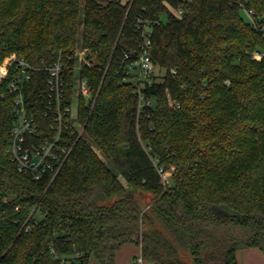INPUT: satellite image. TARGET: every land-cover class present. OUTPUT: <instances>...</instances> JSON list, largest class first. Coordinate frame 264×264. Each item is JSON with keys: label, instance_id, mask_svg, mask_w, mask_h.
<instances>
[{"label": "trees", "instance_id": "1", "mask_svg": "<svg viewBox=\"0 0 264 264\" xmlns=\"http://www.w3.org/2000/svg\"><path fill=\"white\" fill-rule=\"evenodd\" d=\"M138 16L158 20L150 53L165 70L141 87V105L122 61ZM263 25L264 0H193L181 15L162 0L130 10L118 0H0V63L16 53L35 68L24 93L39 123L41 63L60 57L71 92L75 52L87 49L82 74L95 93L81 100L83 132L67 138L62 169L34 180L6 152L11 75L0 82V264H116L126 244L140 248L136 264L264 255V55L253 56L264 53Z\"/></svg>", "mask_w": 264, "mask_h": 264}, {"label": "built area", "instance_id": "2", "mask_svg": "<svg viewBox=\"0 0 264 264\" xmlns=\"http://www.w3.org/2000/svg\"><path fill=\"white\" fill-rule=\"evenodd\" d=\"M130 10L134 0H118ZM177 6L169 0H162L168 11L181 15L185 7L193 0H175ZM251 23H255L252 10H245ZM157 19L137 17L136 45L130 51H124L125 79L132 80L136 85L139 105L145 102L141 87L152 84L156 78L163 75L165 70L152 58V31ZM264 30V25L262 26ZM264 53L254 52L256 59H261ZM93 61L88 57L85 48H78L75 52L73 65V87L68 91L65 79V64L59 57L49 65L38 67L47 72L45 91L41 94L44 103L43 117L47 122L41 124L36 114L31 110L34 100L26 101L24 88L31 82V73L35 69L23 57L11 53L0 63V82L11 75L8 91L13 97V126L6 152L19 172L31 176L34 180L53 179L62 169L72 146L66 143L67 138L83 132L79 112L81 100L90 104L95 100L94 90L89 79L82 74L85 67H90ZM164 70L163 73L160 71ZM174 72V71H172ZM161 73V74H160ZM32 104V105H31ZM30 105V106H28ZM162 173L163 182L168 181L167 174ZM142 264L141 258L139 263Z\"/></svg>", "mask_w": 264, "mask_h": 264}, {"label": "rangeland", "instance_id": "3", "mask_svg": "<svg viewBox=\"0 0 264 264\" xmlns=\"http://www.w3.org/2000/svg\"><path fill=\"white\" fill-rule=\"evenodd\" d=\"M242 15L246 20H248V16L246 15V13H242ZM160 72L163 73L164 70H161ZM167 177L168 178L170 177V173L167 174ZM139 204L142 207H146L144 196H140ZM127 245H128L126 246L127 248L131 247V244H127ZM136 248L138 247L136 246ZM237 257L239 260V264H264V255L258 248L240 249L237 252ZM93 263H94L93 261L90 262V264H93Z\"/></svg>", "mask_w": 264, "mask_h": 264}, {"label": "crops", "instance_id": "4", "mask_svg": "<svg viewBox=\"0 0 264 264\" xmlns=\"http://www.w3.org/2000/svg\"><path fill=\"white\" fill-rule=\"evenodd\" d=\"M126 246L128 245H124L117 252L116 264H136L134 261V257L140 253V248H136V246H134L133 244H131V247L128 248ZM92 261L94 262L93 264H98L94 259H92Z\"/></svg>", "mask_w": 264, "mask_h": 264}]
</instances>
